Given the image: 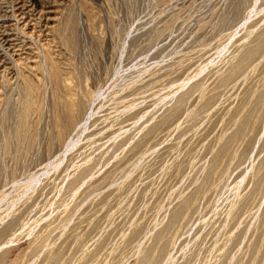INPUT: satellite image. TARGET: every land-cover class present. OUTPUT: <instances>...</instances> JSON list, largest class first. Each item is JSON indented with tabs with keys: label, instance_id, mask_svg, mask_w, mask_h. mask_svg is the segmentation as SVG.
I'll return each instance as SVG.
<instances>
[{
	"label": "rangeland",
	"instance_id": "obj_1",
	"mask_svg": "<svg viewBox=\"0 0 264 264\" xmlns=\"http://www.w3.org/2000/svg\"><path fill=\"white\" fill-rule=\"evenodd\" d=\"M60 1L63 20L71 15L78 17L79 14L80 20L78 17L74 24L76 29L73 30L66 20L69 25L62 20L61 25L64 26H60V32L41 33L38 28L39 31L34 29L30 44L26 43L31 48L25 45L26 54H23L26 57L33 53L32 58L44 47L66 73L71 93L78 95L80 91L88 90L92 100L86 111L79 114L76 126L65 133L61 142H57L54 140L52 121L54 105L49 93L52 82L45 71L34 64H28L35 67L32 69L22 63L17 68L18 72L22 71L18 76L14 67L7 71L0 68V248L4 249L3 259L5 264L15 263L27 249L31 235L45 222L50 221L51 224L60 218L56 211L61 201L67 205H64L66 210L70 208L71 211L67 210L65 216L72 214L71 208L79 207L78 210L74 208L76 211L72 214L77 221L86 214L83 207L87 199L93 201L95 198L92 204L100 202L102 206H99L103 208L106 202L101 201L107 198L106 194L109 198L125 192L127 196L120 201H123L119 204L121 207L110 203L105 205V209L108 207L104 214L106 217L82 237L80 244H76L79 248L75 247V243L67 242L69 249L65 254L66 257L69 255L65 264H111L108 263L111 259L113 264H137L152 242L149 240H153L154 233L157 234L154 231H157L159 223L170 220L171 213L180 205L177 194L189 188L190 179L196 173L194 169H197L193 166L201 163L205 165H202L203 170L209 169V155L216 158L224 150L220 139L224 138L232 117L238 112L246 82L248 84V78L253 75L254 66L264 63V38L258 40L256 53L248 57L243 54L247 40H256L257 32L264 29V0H168V3L161 0H87L85 6L72 3V0ZM3 2L0 0V15L5 9ZM80 7H83L81 13ZM69 28L70 34L71 30L77 31V48L74 51L69 50L61 40V36L71 39L70 34L67 35ZM245 31L250 32L246 40L241 37ZM243 55L246 57L243 58ZM238 58L241 62L234 70L233 61H238ZM205 63L210 64L211 70L206 68L199 73L204 65L208 66ZM225 67L231 72L220 82L218 73L226 72ZM26 79L34 86L43 83L47 88L40 102L41 110L35 109L30 113L22 132L25 144L29 137L34 138L32 144H26L28 152L23 155L19 153L22 143L14 138V134L18 123L17 108L22 97L20 87ZM194 79L205 87L203 90L207 91L209 98L205 99V92L192 85ZM185 80L189 81L187 88L179 93L169 91L165 95ZM207 87L214 89L213 94ZM197 89L201 92L198 93ZM6 106L10 108L3 114ZM125 111L131 113V117L124 118L125 121L118 119ZM173 111L177 113L172 114ZM156 119H162L160 123L169 125L165 136L152 140L138 151L135 147L137 141L144 130L150 128L148 123L153 125L155 121L158 124ZM249 122L248 143L233 151L228 170L224 169L217 178L219 182L210 196L207 209L193 218H187L180 229L170 234L169 246L154 264H237L242 257L248 242L258 230L255 219L264 214V174L251 194L244 193L255 171L264 163V98L255 105ZM219 136L220 139L217 138ZM5 140L11 151L6 156L2 149ZM16 148L18 152H15ZM209 149L216 153H210ZM114 154L121 157L130 154V157L128 161H120L114 174L103 181V173L112 165ZM173 166L175 169L179 167L180 172L175 177H171ZM92 180L97 181L94 188H91ZM29 181L32 182L29 184ZM185 185L188 187L185 188ZM74 188L79 191L76 189V195L72 197L70 193L75 191ZM100 196L104 197L101 199ZM241 201L245 202V208L236 215L233 207ZM140 220H146L148 224L138 223ZM137 224L145 228H140L142 231L138 232L139 239L133 252L122 261L120 258L125 251L117 247L122 248L124 239L126 241L133 233V228L139 227ZM84 226L83 230L89 228L85 223ZM82 229L80 226L79 230ZM56 234L57 231L52 237ZM57 241L59 244V239ZM28 254L26 256H30Z\"/></svg>",
	"mask_w": 264,
	"mask_h": 264
},
{
	"label": "bare ground",
	"instance_id": "obj_2",
	"mask_svg": "<svg viewBox=\"0 0 264 264\" xmlns=\"http://www.w3.org/2000/svg\"><path fill=\"white\" fill-rule=\"evenodd\" d=\"M157 1H159V0H157ZM161 1L162 2H166L168 0H161ZM71 2L72 3L73 2H76V3L78 2V3H80V5L85 6L86 3H87V0H78V1L72 0ZM169 2H170V0H169ZM236 2H238V1H236ZM236 2H234V5L236 4ZM3 3H5V6H3V8H5V9H3L1 11V15H0V68L2 67L6 71H7V69L8 70H12L13 67L17 69L18 67L20 68L19 65L23 63V64H27V65L28 64L29 65H31V64L33 65L34 64L35 67H37L39 69H43L45 71L46 76H48V78H50L51 79V82H52V88L50 89L52 91H49V93L51 92V94H52V96H51L52 98L51 99L53 100V105H54V113H52L53 114L52 115L53 116L52 117V119H53L52 121H53V128H54V134H55L54 135V137H55L54 140L57 141V142H61L62 139H63V137H64V135H65V133L76 126L77 121H78L77 119L80 116L79 114H81V113H83V112L86 111L88 105L90 104V102L92 100V94L88 90H85L83 92L80 91L78 95L72 94L71 93L70 84L66 82V78H65V74L66 73H64L62 71L60 65L55 60V58L50 56V52L48 50L43 49L44 47L42 49H39L40 51H38V53H36L37 55L35 54V55L32 56V58L34 56H36V58L35 59L34 58L32 59L30 56L33 53L30 54V56H26L25 57L24 54H26V53H24V49H26V48H24V47H25L26 43H28L29 40H31V35L35 33V32H33L34 29H37L38 28L41 33L45 32V31L46 32L48 31L49 33L50 32H53V31L54 32H60L61 30L60 31H58V30L61 29L64 26V25H61V24L63 23V21L66 20V21H68V22L71 23L72 27H71V25L69 27L73 28V30H74V28L76 27V26L74 27V24L76 23L77 18L79 17V14H78V17H76L77 15L75 16V15H71L70 14L71 16L68 15L69 16L67 18L68 20L67 19L63 20L62 19L63 18L62 17V13L63 12L60 11V9H59L61 7V1L60 0H7V1L4 0ZM3 3H2V5H3ZM166 3H168V2H166ZM9 8H10V10H7ZM81 8H83V7H80L79 8L80 9V13H81ZM71 9H72V7H71ZM75 9L76 8H74L73 11H75ZM80 15H82V14H80ZM78 19L80 20V17ZM66 23H65V26H66ZM67 25H69V24L67 23ZM60 26H62V27L60 28ZM41 27H42V29H41ZM73 30H71V34H70V28H69V33H67L66 31H64L65 34L66 33H67V35L70 34L69 36H71V39L68 36H66V37L65 36H61V40L62 41L64 40V42H63L64 45L67 48H69V50H72V51H74L75 48H77L75 46L77 45V42H76L77 40L76 39L78 37L77 36V31L75 32ZM257 34L258 35H256L257 36V39L256 40L249 39L250 41L247 40L246 45L244 44L245 46H243L244 47V50H245V52H243V54L245 53L244 55H246L247 57L250 56L251 54L256 53L258 51V49H259L258 40L264 38V29L262 28V31L259 30V32H257ZM46 35H49V34L46 33ZM249 36H250V32L245 31L242 34L241 37L244 38V39L245 38L248 39ZM256 36H255V38H256ZM67 37L69 39H66ZM30 42H29V44H30ZM26 46H28V45H26ZM43 46H45V45H43ZM29 48H31V47H29ZM29 48H27L28 51H29ZM72 51H71V53H72ZM22 54L24 55V58H23V55ZM15 55L17 57H15ZM244 55H243V58L246 57ZM24 61H26V62L24 63ZM239 61L241 62V59L239 60V58H238V61H235L234 60L233 62H235V63H233L232 66L234 67V64H235V67H234L235 69L232 68V66H231V68L234 69V70H236V68L239 65ZM236 62H238L237 65H236ZM213 63H214V61H213ZM206 65H208V66H205V65L203 66L202 65L203 67L201 69H199V73L200 72L202 73V71L204 72V70L206 71V68L207 69H210L211 68V66L209 67L210 64H206ZM212 65H214V64H212ZM256 66L257 65L254 66L255 69L253 70V75L250 78H248L249 81L247 80L248 81V84L246 82V86L247 87H246V89H244V92L241 94L240 107L238 109V112L235 113L236 115H234V117H232L233 119L231 120V122L229 124L230 126L228 127V130L226 129L227 132L223 135L224 138L220 139L221 134H220L219 137H217L220 140H222L223 143H224V150H223V152L220 154V156H218L216 158L215 157L213 158V157H211L212 156L211 154L210 155L208 154L210 156L211 160L213 159L212 161L208 158L209 156L205 153L208 156L207 158L210 160V162H212V163L208 162L209 163L208 164L209 165V169L205 168L203 170V168H204L203 166H205V165H203L201 163H200V165L198 164L197 166L196 165L193 166L194 168L196 167L197 169H194V170H196V171H194V173L195 172L196 173H195L194 177H191V179H190L191 181H190L189 188L186 189V191H185L184 189L186 187H188V186L185 185V188L183 189L184 191L181 192V193H179V194H177V198H178L177 201H179L180 205H177V208L175 206L176 209L171 213L172 216L170 217V220L168 219V220H166L164 222L162 220L159 223V225L157 223V225H158L157 226L158 227L157 228V231H154V232H157V234L154 233L155 236L154 235L152 236V239L153 240H149V241H152V242L151 243L149 242L150 244H148V246L145 248L144 253L141 254V252H140L141 257L139 255L140 259L137 262V264H154V262H156V259L159 257V255L162 254V252L167 249L166 248L167 246H169V242L170 241L168 242V240H170L169 238L172 235L171 233H173L175 230L177 231L178 228L181 225H183V223H185V221H186L187 218H189V217L190 218L191 217L193 218L194 216L200 214L205 209H207V206H208V203H209V199L211 198L210 196H211L212 192L216 189L217 182H219L217 180V178L221 174V172L224 171V169H227L228 170V167L230 165V159H231V156H232L233 151L236 148H238V147H240V146L245 145V144L248 143V140H249L248 139L249 138V131L251 130L250 127H249L250 126V122L249 121L253 117L255 105L258 102H260L261 100H263V98H264V63L261 64V65H259V66H257V67ZM29 67H32V66H29ZM227 67H230V65H228ZM227 67H225L226 70H227ZM34 68L32 67V69H34ZM231 68H229V69H231ZM16 69H14V71H16ZM223 70L225 71L224 67H223ZM223 70H220V71H223ZM224 71H223V73H221V72L218 73L219 74V81L220 82H222L228 76L227 73L230 70H227L226 72H224ZM21 72L22 71H19L18 72V69H17L18 76H21V74H20ZM215 73H216V71H215ZM195 75H197V74H195ZM22 77H23V75H22ZM25 78H27V77H25ZM198 80H195L194 83L193 82H191V83H193L192 84L193 86L195 85L199 90L202 91L203 89H205V87L202 86L200 84V81H198ZM37 85L38 86H36V85L34 86V83H31L30 81H28V79H26V80H24L23 85L20 87L21 88V91H22V97H21V99L19 101L20 102L19 103V107L17 108L18 123H17L16 128H15L14 138H16L19 142L22 143L21 146H20V148H19V153H21L23 155H26L27 152H28V150H27L28 145H26V144H32L34 142V138H33V136L29 137V139L27 140V143L25 144L24 138L22 137V132L26 128L27 119L29 118L30 113L33 110L34 111H36V110L37 111H40L41 110V104H40V102L43 100V95L46 92V88H47L45 86V84H43V83H41L40 85L39 84H37ZM187 85H189V81L188 80H185L184 82H181V84L178 85L177 88L174 87L175 90L173 88L172 89H169L168 92L165 93V95L167 93H170V92L173 93L174 91H176V92L178 91V93H179V91L182 90V89H184V87L187 88L188 87ZM198 89H197V92L199 91ZM207 89H208V87H207ZM213 90L214 89H212V90L210 89L209 92L211 91V93L213 94V92H212ZM35 91L37 92L36 93L37 94L36 95L37 97H35V95H34V92ZM203 91L205 92V90H203ZM200 92H198V93H200ZM204 92L202 94H204ZM206 92H205V94H206ZM204 95H200V96L202 97ZM208 95H210V93ZM206 96H207V94H206ZM206 96H205V99L206 98H209L208 96L207 97ZM169 106H171V105H169ZM5 108L6 109L4 110V113L3 114H6L8 112L10 106H6ZM175 108L173 110H175ZM122 111H124V110H121V112ZM175 111H177V109ZM175 111H173L172 114L173 113L174 114L177 113ZM163 112H165V110ZM166 112H165V114H166ZM130 114L131 113H129V112L127 113L125 111L124 114H121L120 115L121 118H118V119H123V120H124V118L125 119L126 118L128 119V118L131 117ZM168 114H170V109H169V113ZM166 115H165V117H166ZM117 116L115 117V119L117 118ZM167 116H169V115H167ZM170 116H171V114H170ZM165 117L163 116V120L167 122V120H165ZM167 119H169V117H167ZM156 120L158 121V119H156ZM161 120L159 119V121H161ZM159 121L157 122L158 124H160L159 126H157L158 124L156 125V122L155 121H154L153 125H151V123H148L150 125V128L148 127L149 129L147 128L146 131L144 130V133L141 136V138L138 137L139 138V141H137L138 143H136L137 145L135 146V147L138 148L137 149L138 151H140L142 149V147L148 145L152 140L158 139L159 137H162L164 135V133H166V131H167L166 129L169 128V125H167V123H165V122L164 123H160ZM138 127H137V129H138ZM140 130H141V128H140ZM207 130H210V129H207ZM140 133H142V132L140 131ZM126 141H128V143H129V139L126 140ZM123 142H124V140H123ZM216 142H217V140H216ZM218 143L219 142H217V144ZM23 144H25V145H23ZM218 145H220V144H218ZM208 148H209V145H208ZM2 149H3V155L4 156L9 155L11 153L7 140H5V143L3 144ZM164 149L167 150V148H165V147H164ZM209 150H210V153H213V154L216 153L215 151L214 152H211V149H209ZM15 152H18L17 148H16V151ZM161 152H163V151H161ZM161 152H160V154H162L164 156L166 155V153H168L167 151L164 154L161 153ZM204 152H205V150H204ZM124 153H127V152H124ZM160 154H157V155H159L160 156V159H162V156ZM114 155H116V154H114ZM157 155H156V158H157ZM129 157H130V154L129 155L127 154V157H124V156L121 157L120 155H116V156H114V158L112 157L113 158V159L111 158L113 160L111 162L112 165L110 166V168L108 167L109 169L106 168L107 171L105 173H103V179H101V180L104 181L107 177L110 178L114 174V171H115V168H116L117 164L120 161L124 160V159L126 161H128ZM158 159H156V161L159 163ZM181 162L182 161H180V163ZM110 164H108V165H110ZM195 164H196V162H195ZM176 165H178V164H176ZM182 166H180V168ZM174 167L175 166H173V168ZM177 168H179V167H177ZM177 168L176 169L174 168V171L171 169L172 170V173H171L172 176L171 177H175L174 175H176L177 173H180ZM206 169H207V173H206V175H204ZM201 172H202V174H201ZM168 174L170 175V172ZM263 174H264V163L262 165H260V167H258V169L255 171V174L253 175V178L250 181V184L247 185L248 187L246 186V188H245L246 191H244V193L246 192L245 193L246 195L251 194L252 191H253V189L258 186L259 180H260V178L262 177ZM172 179L173 178H171V180ZM96 180H97V178H96ZM31 182L32 181H29L28 183L30 184ZM124 182H126V181L124 180ZM127 182L129 183V181H127ZM98 183H100V181ZM238 184H240V183H238ZM238 184L236 186H238V187L241 188V186H239ZM96 185H97V181H95V182L93 181V184H92L91 188H94ZM126 186H128V185H126ZM238 187H236V188H238ZM236 188L234 187V189H236ZM74 189H75V191H72V193H70L71 194L70 196H72V197H75L76 191L78 190L77 188H74ZM121 189H120L119 192L122 191ZM86 191H88V190H86ZM123 191H125V189ZM235 191L236 190H234V192ZM119 192H117V193H119ZM163 192H164V190H163ZM82 193H85V192H82ZM111 193L109 192V194H111ZM88 194H90V192ZM105 194H104V196L107 195V198L106 197H105L106 199L104 198L105 200L102 199L104 196L103 197L100 196V198L102 199L101 203L105 201L106 202L105 203L106 206H108L107 203H110L112 206L114 205V207L115 206L116 207H119L122 204V202H123L122 201L120 203V201L121 200H124L122 198H124L125 196H127V193H125V192H122V193H120L118 195H116L114 193L116 196L115 195H111L109 198H108L109 195L108 194L105 195ZM233 194L234 193H232V195ZM90 199H92V198H90ZM94 200H95V198H94ZM91 201L87 199L86 200V203L84 202L85 206L83 207V209H84V212H86V214H85V216L83 215L84 217L82 216V217H79V219L77 218V221H75L76 219L73 217L74 215H72V214H74V212L76 211L75 209L78 210L79 207L78 208L77 207L76 208L73 207V209L71 208L72 214H70V215L72 217L70 215H66L65 216L64 214H66L68 211H69V213H71V211L69 210L70 208H68L67 209L68 211H67L66 210V206L67 205L64 204V205H66V206H64L62 204V201H61L60 206L57 207V211H56V213H58L57 215H59L60 218L56 219V221L54 220V222H52L51 224L49 223L50 221L49 222L47 221L48 223L45 222L46 224L44 223L43 224L44 226L42 228H40L39 230H36L37 232L35 231V233H33L31 235L32 236V238H31L32 240L28 244V247L25 250L24 254L20 255L19 256V259H17V261L15 263H12V264H21L22 262H23V264L25 262H26V264H65V263H67V260L66 259L68 258V255H69L68 254L67 257H66V254L68 253V252H66V251H68L67 248L69 249V246L67 247V242L68 241L73 242V243H75V245L76 244H80V241L82 240V237L87 232L91 231V229H93V227H95L96 225H98L97 223L100 220H102L103 217H106V215H104V214L106 213L105 210L108 209V207H106V209H105V205H104L103 208H100L102 206V204H100V202H96V203H93L92 204L93 201L92 202ZM96 204L98 206L100 204L101 206L96 207L97 206ZM110 204H109V206H111ZM237 205H236V207L234 206L235 208L233 207L234 210L232 209L233 212H234V214H236V215H238V213L241 214L240 212H242L244 210V208H245V202L244 201H241V203L240 204H237ZM82 214H84V213H82ZM78 215H80V214H78ZM72 218L74 219V221H73ZM146 218L148 219V216ZM117 220H119V219H117ZM141 220H143V219H141ZM141 220L138 223L143 224V225H144V223H145V225L148 224V223L146 224V220H144V221H141ZM255 220H256L255 223L258 224L257 225L258 226V230H257L256 233L253 234V237L248 242L249 243L247 245L248 247L245 248L246 250H244V252H243L244 254H242V257L238 260L237 264H264V214H263L262 217L256 218ZM149 221L147 220V222H149ZM156 222H154V223L156 224ZM82 223H83V226L81 225ZM84 223L89 228H86V229L83 230L82 227L85 228ZM150 223H153V222H150ZM140 224L139 225L137 224L139 226L137 228H133L132 227L135 230L132 231L133 232L132 234L130 233L131 236L129 235L128 238H126V236H125L126 241L123 238L124 239V242L122 243V248H119L120 246L117 247L118 250L119 249H124V251H125L124 254H123V256H122V258H120V260H122V259L124 260L125 256H128L129 253L133 252L132 250H133V248H134V246L136 244V240L139 239L138 238V236H139V233L138 232L139 231H142V230H140V228L141 229L142 228H145V226L140 225ZM204 224L205 223H203V225ZM200 225H201V223H200ZM80 226H81V229H82L81 231L79 230ZM31 231H33V230L31 229ZM56 231H57L56 236L54 235L52 237L53 233L56 232ZM231 232H233V231H231ZM1 233L2 232H0V235H2ZM235 235H232V236L235 237ZM60 237L61 238L63 237V239H61L62 242L60 240ZM58 239L61 242V243L59 242V244H58V241H57ZM232 239H231V241H232ZM235 239H237V237ZM77 246L78 245H76L75 247L76 248H79V246L78 247ZM117 249L115 248V250H117ZM28 253H30V254H28ZM27 254L30 255V256H26ZM3 255H4V249L2 247V248H0V264H5V260L3 259L4 258ZM85 255H87V253ZM40 256H41V258H40V260H38ZM26 257H30V258H26ZM84 259H85V257H84ZM122 261H120V262H122ZM108 263L113 264L112 263V259H111V262H108ZM121 264H124V262L121 263Z\"/></svg>",
	"mask_w": 264,
	"mask_h": 264
}]
</instances>
